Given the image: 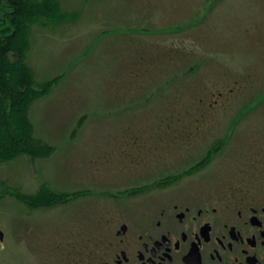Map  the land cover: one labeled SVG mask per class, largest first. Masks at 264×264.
<instances>
[{"label":"rangeland","instance_id":"1","mask_svg":"<svg viewBox=\"0 0 264 264\" xmlns=\"http://www.w3.org/2000/svg\"><path fill=\"white\" fill-rule=\"evenodd\" d=\"M57 3L65 15L33 27L27 46L47 86L28 120L51 151L0 161V264H70L67 244L116 203L106 191L206 155L205 187L219 173H264V0Z\"/></svg>","mask_w":264,"mask_h":264},{"label":"flooded vegetation","instance_id":"2","mask_svg":"<svg viewBox=\"0 0 264 264\" xmlns=\"http://www.w3.org/2000/svg\"><path fill=\"white\" fill-rule=\"evenodd\" d=\"M209 160H193L186 172L166 173L147 187L106 191L116 203L96 231L67 244L70 264H264L263 182L251 189L246 181L264 173L256 165L219 173L205 187L198 171Z\"/></svg>","mask_w":264,"mask_h":264},{"label":"trees","instance_id":"3","mask_svg":"<svg viewBox=\"0 0 264 264\" xmlns=\"http://www.w3.org/2000/svg\"><path fill=\"white\" fill-rule=\"evenodd\" d=\"M9 9L3 13L0 8V161H11L20 156L41 157L51 148L34 136L28 120V112L34 100L46 95V83L35 82L32 67L28 63V41L35 26L43 27L57 22L65 14L57 7L58 0H0ZM6 32V33H5ZM19 71L13 74V69ZM13 81V85L10 82ZM49 84V82H48ZM19 90L15 92L12 87ZM15 110L19 112V121L11 120ZM22 130L25 140L15 134ZM27 141L28 144L24 142ZM35 158V157H34Z\"/></svg>","mask_w":264,"mask_h":264},{"label":"water","instance_id":"4","mask_svg":"<svg viewBox=\"0 0 264 264\" xmlns=\"http://www.w3.org/2000/svg\"><path fill=\"white\" fill-rule=\"evenodd\" d=\"M2 238H3V235H2V233L0 232V241L2 240Z\"/></svg>","mask_w":264,"mask_h":264},{"label":"clouds","instance_id":"5","mask_svg":"<svg viewBox=\"0 0 264 264\" xmlns=\"http://www.w3.org/2000/svg\"><path fill=\"white\" fill-rule=\"evenodd\" d=\"M187 227V226H186ZM193 230L195 231L196 230V227H195V225H193Z\"/></svg>","mask_w":264,"mask_h":264}]
</instances>
